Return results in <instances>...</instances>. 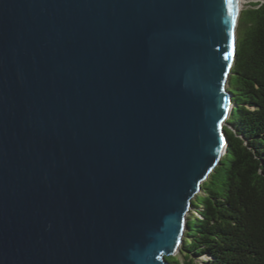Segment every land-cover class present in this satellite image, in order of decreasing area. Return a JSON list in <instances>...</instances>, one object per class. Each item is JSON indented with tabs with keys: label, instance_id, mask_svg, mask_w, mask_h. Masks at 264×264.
I'll return each instance as SVG.
<instances>
[{
	"label": "water",
	"instance_id": "95a60500",
	"mask_svg": "<svg viewBox=\"0 0 264 264\" xmlns=\"http://www.w3.org/2000/svg\"><path fill=\"white\" fill-rule=\"evenodd\" d=\"M240 11L0 0V264H170L226 151Z\"/></svg>",
	"mask_w": 264,
	"mask_h": 264
},
{
	"label": "trees",
	"instance_id": "16d2710c",
	"mask_svg": "<svg viewBox=\"0 0 264 264\" xmlns=\"http://www.w3.org/2000/svg\"><path fill=\"white\" fill-rule=\"evenodd\" d=\"M247 1L228 87L226 151L193 199L170 264H264V0Z\"/></svg>",
	"mask_w": 264,
	"mask_h": 264
},
{
	"label": "rangeland",
	"instance_id": "374dc122",
	"mask_svg": "<svg viewBox=\"0 0 264 264\" xmlns=\"http://www.w3.org/2000/svg\"><path fill=\"white\" fill-rule=\"evenodd\" d=\"M248 1L247 0H242V2H241V9H243V8H245L246 6H248ZM178 253V252H177ZM203 260H207L208 259V257L206 256V257H204V258H202ZM204 264V263H203Z\"/></svg>",
	"mask_w": 264,
	"mask_h": 264
},
{
	"label": "snow or ice",
	"instance_id": "6c2138e0",
	"mask_svg": "<svg viewBox=\"0 0 264 264\" xmlns=\"http://www.w3.org/2000/svg\"><path fill=\"white\" fill-rule=\"evenodd\" d=\"M227 2L229 5H231L233 3V0H227ZM237 2H238V0H237ZM226 59H227V57H226Z\"/></svg>",
	"mask_w": 264,
	"mask_h": 264
},
{
	"label": "bare ground",
	"instance_id": "6f19581e",
	"mask_svg": "<svg viewBox=\"0 0 264 264\" xmlns=\"http://www.w3.org/2000/svg\"><path fill=\"white\" fill-rule=\"evenodd\" d=\"M242 0H240V4H241Z\"/></svg>",
	"mask_w": 264,
	"mask_h": 264
}]
</instances>
